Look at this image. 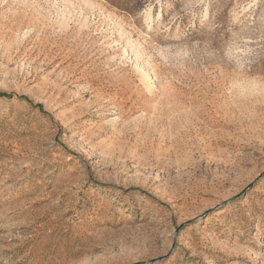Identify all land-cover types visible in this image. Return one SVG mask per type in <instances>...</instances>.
I'll list each match as a JSON object with an SVG mask.
<instances>
[{
	"label": "rangeland",
	"instance_id": "1",
	"mask_svg": "<svg viewBox=\"0 0 264 264\" xmlns=\"http://www.w3.org/2000/svg\"><path fill=\"white\" fill-rule=\"evenodd\" d=\"M0 264H264V0H0Z\"/></svg>",
	"mask_w": 264,
	"mask_h": 264
}]
</instances>
